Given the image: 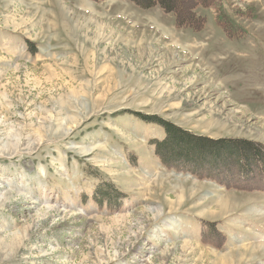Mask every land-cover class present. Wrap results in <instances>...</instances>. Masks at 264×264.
<instances>
[{
    "label": "rangeland",
    "instance_id": "1",
    "mask_svg": "<svg viewBox=\"0 0 264 264\" xmlns=\"http://www.w3.org/2000/svg\"><path fill=\"white\" fill-rule=\"evenodd\" d=\"M192 12L0 0V264H264V0Z\"/></svg>",
    "mask_w": 264,
    "mask_h": 264
},
{
    "label": "trees",
    "instance_id": "2",
    "mask_svg": "<svg viewBox=\"0 0 264 264\" xmlns=\"http://www.w3.org/2000/svg\"><path fill=\"white\" fill-rule=\"evenodd\" d=\"M130 1L142 7H151L154 5H159L166 12L173 13L175 15L177 23H180L181 20H184L187 24L190 25L193 24L196 21V19L200 22V18H197L195 16L194 12H192V9L196 8V6H199L200 4L208 5L211 0L201 1L199 2V4H196L195 6L194 4L187 5L186 8L187 9L190 8V9L189 11L184 13L182 12L183 10L179 9V7L178 9L175 8V0H144L148 2V4H151L147 6H144L138 0H130ZM158 124L163 128L165 133V138L163 141H161L159 145L162 144L161 146L163 147L169 144L172 147L173 151H178L181 154L183 153L187 154V152L189 154L193 152L195 155H199L198 152L201 153L206 148L211 147V149H215V150L220 149V151H222V149H226V147L228 148L229 146L232 147V145H235L234 147L238 150H242L246 153L248 152L253 153L252 156L255 157H263L262 154L263 151L260 150L259 148L260 146H257L253 143H247L246 141L237 142L233 140H227V141L218 140L217 142H213V141L208 142L205 139L196 138L190 135L189 133L183 131L182 129L171 123L159 121Z\"/></svg>",
    "mask_w": 264,
    "mask_h": 264
},
{
    "label": "bare ground",
    "instance_id": "3",
    "mask_svg": "<svg viewBox=\"0 0 264 264\" xmlns=\"http://www.w3.org/2000/svg\"><path fill=\"white\" fill-rule=\"evenodd\" d=\"M236 256V255H235Z\"/></svg>",
    "mask_w": 264,
    "mask_h": 264
}]
</instances>
